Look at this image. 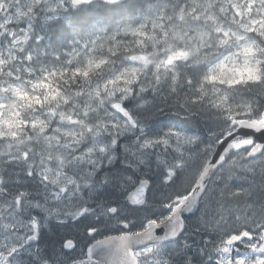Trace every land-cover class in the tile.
<instances>
[{
  "label": "snow or ice",
  "instance_id": "obj_1",
  "mask_svg": "<svg viewBox=\"0 0 264 264\" xmlns=\"http://www.w3.org/2000/svg\"><path fill=\"white\" fill-rule=\"evenodd\" d=\"M0 264H264V0H0Z\"/></svg>",
  "mask_w": 264,
  "mask_h": 264
}]
</instances>
